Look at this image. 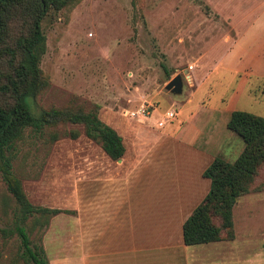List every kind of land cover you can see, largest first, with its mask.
Wrapping results in <instances>:
<instances>
[{
  "label": "rangeland",
  "instance_id": "obj_1",
  "mask_svg": "<svg viewBox=\"0 0 264 264\" xmlns=\"http://www.w3.org/2000/svg\"><path fill=\"white\" fill-rule=\"evenodd\" d=\"M263 9L264 0H79L67 11H49L41 22L45 50L38 65L47 84L35 105L94 111L121 136L124 157L135 158L130 156L135 149L151 145L154 136L144 121L164 98L191 95L192 105L216 102L224 75L205 74L239 32L262 19ZM195 72L202 76L192 77ZM174 75L180 78V94L164 89ZM202 77L200 84L195 81ZM255 86L250 82L254 93ZM240 99L244 112L264 117V99ZM142 103L147 107L136 113ZM70 130L77 132L75 138L68 136ZM239 148L241 139L234 134L220 158L231 162ZM130 161L120 164L107 158L78 125L43 127L39 132L26 128L16 143L12 173L31 205L60 210L44 229L29 235L31 244H40L51 261L74 254L70 246L86 241L88 196L99 190L104 178L126 170ZM256 183L259 189L237 197L231 210L230 248L238 264H264L263 169ZM9 205L0 178V228L9 223ZM17 242L0 237L4 259Z\"/></svg>",
  "mask_w": 264,
  "mask_h": 264
},
{
  "label": "crops",
  "instance_id": "obj_2",
  "mask_svg": "<svg viewBox=\"0 0 264 264\" xmlns=\"http://www.w3.org/2000/svg\"><path fill=\"white\" fill-rule=\"evenodd\" d=\"M215 71L225 85L213 104L192 105L188 95L164 98L150 110L144 122L154 136L151 145L135 149V158L123 151L117 160L131 159L128 168L104 178L88 196L85 243L72 244L74 254L48 264H238L233 239L186 246L181 224L208 189L201 172L233 138L226 128L230 112L244 111L243 95L250 103L264 99V9L262 19L239 32L205 75Z\"/></svg>",
  "mask_w": 264,
  "mask_h": 264
},
{
  "label": "trees",
  "instance_id": "obj_3",
  "mask_svg": "<svg viewBox=\"0 0 264 264\" xmlns=\"http://www.w3.org/2000/svg\"><path fill=\"white\" fill-rule=\"evenodd\" d=\"M78 1L0 0V178L11 211L9 223L0 228V237L18 241L16 250L5 259L0 251V264H48L41 245L31 244L29 235L44 229L49 218L60 212L31 205L12 173L16 143L26 128L39 132L43 127L78 125L110 160L119 159L124 151L120 136L94 111L35 105L36 96L47 84L38 66L45 50L41 22L49 11H67ZM226 128L241 139L242 149L231 162L214 157L201 172L208 179V189L181 224L186 246L232 240L231 210L236 198L259 189L256 178L264 170V117L231 111ZM68 136L75 138L77 132L70 130Z\"/></svg>",
  "mask_w": 264,
  "mask_h": 264
},
{
  "label": "water",
  "instance_id": "obj_4",
  "mask_svg": "<svg viewBox=\"0 0 264 264\" xmlns=\"http://www.w3.org/2000/svg\"><path fill=\"white\" fill-rule=\"evenodd\" d=\"M164 89L169 91L171 94H180L181 82L178 75L171 77L164 85Z\"/></svg>",
  "mask_w": 264,
  "mask_h": 264
},
{
  "label": "built area",
  "instance_id": "obj_5",
  "mask_svg": "<svg viewBox=\"0 0 264 264\" xmlns=\"http://www.w3.org/2000/svg\"><path fill=\"white\" fill-rule=\"evenodd\" d=\"M145 106L146 105H143V103L142 104H140V106L138 107V109L136 110V113H142L143 111H144V109H145ZM147 107V106H146ZM158 125H159V123H158Z\"/></svg>",
  "mask_w": 264,
  "mask_h": 264
}]
</instances>
